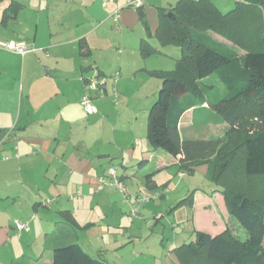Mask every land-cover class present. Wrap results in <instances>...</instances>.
<instances>
[{
    "label": "crops",
    "instance_id": "obj_1",
    "mask_svg": "<svg viewBox=\"0 0 264 264\" xmlns=\"http://www.w3.org/2000/svg\"><path fill=\"white\" fill-rule=\"evenodd\" d=\"M147 1L150 0H144L141 10L144 11ZM152 1L158 6H168L162 5L165 0ZM13 3L14 7L19 5L2 23L4 9ZM127 3L128 0H2L0 40L28 42L34 50L19 54L0 48V264H52L54 246L63 243L67 237L85 248L79 234L83 231L90 233L89 237L86 234L84 237L95 246L89 250L100 251L109 262H140L131 255L136 248L133 240L137 235L131 231L132 221L123 214L128 209L127 192L104 185L100 178L106 177L112 160L119 155L125 163H122L123 172L119 174L117 169L116 172L127 190L132 188V177L126 173L130 165L142 167L146 162L156 160L159 167L156 170L159 171L170 160L165 151L152 149L146 135V142L138 141L137 102L134 105L128 102L134 115L127 120L124 119L127 107L118 109L117 116L107 122H103L106 119L101 118L97 108L92 117L96 136L91 137L89 143L71 141L74 139L73 126L78 120L69 114L70 104L80 107L78 100L84 88V77L111 76L119 58L118 74L126 62L130 71L138 68L149 74L150 70L159 68L151 65L154 63L140 65L126 59L128 51L139 50L141 39L147 38L138 9L127 6ZM147 40L153 45L149 38ZM117 46L123 48L120 50ZM37 53L45 58H37ZM112 57H118V60L113 61ZM67 61L71 64L62 65L61 62ZM28 66H31L34 78L42 76V68L46 73L55 70L68 84L59 86L56 82L43 80V84L35 89L31 83L25 82ZM137 75L133 74V77ZM105 90V96L96 98L113 99L106 87ZM196 111H186L179 125L189 113L194 119ZM219 124L223 127L222 133L202 139L220 138L228 125L225 122ZM138 127L143 128V121ZM106 144L110 147L105 148ZM104 157L110 163L108 166L101 163ZM179 158L180 155L173 157L176 172H181ZM156 170L151 169L154 174ZM154 174L150 185L145 179L138 180L133 194L148 188L160 191L161 197L164 196L158 188L167 189L166 182L171 175L166 173L156 179ZM47 199L51 200L49 204H45ZM190 205L194 208L195 230L215 235L228 229V222L234 219L219 191L206 194L195 190ZM109 206H118L120 213L114 219L107 211ZM64 213L70 214L75 225H67ZM202 213L210 222L196 221ZM15 220L27 222L28 230H16ZM60 226L66 230L57 233ZM117 229L122 232H113ZM244 233L243 239L247 237L246 231ZM111 238L130 254L123 253L115 260L105 256L108 249L103 244ZM159 247L157 251L145 247L146 255L154 257L160 264H180L171 251L174 246ZM47 248L51 253L45 258Z\"/></svg>",
    "mask_w": 264,
    "mask_h": 264
},
{
    "label": "trees",
    "instance_id": "obj_2",
    "mask_svg": "<svg viewBox=\"0 0 264 264\" xmlns=\"http://www.w3.org/2000/svg\"><path fill=\"white\" fill-rule=\"evenodd\" d=\"M14 5L4 9L2 23L19 4ZM142 6L138 8L141 19ZM157 11L154 36L162 45L179 46L181 54L174 69L149 71L161 84L147 112L146 138L152 149L180 155L182 173L207 165L206 177L218 184L214 191L223 195L229 215L247 233L240 239L229 229L215 235L195 230L193 239L171 251L180 264H264V127H255L254 121L264 120V0H236L225 13L212 0H178ZM147 38L140 41L141 56L160 53ZM213 74L224 92L218 97L210 91L215 85L207 82ZM207 108L213 112L209 121L228 125L224 135L182 138L179 123L184 113ZM153 174H145L148 185ZM193 191L177 205L192 203ZM64 216L67 225L74 224L70 214ZM63 230L60 226L57 233ZM52 264L113 263L100 251L93 256L67 237L54 246Z\"/></svg>",
    "mask_w": 264,
    "mask_h": 264
},
{
    "label": "rangeland",
    "instance_id": "obj_3",
    "mask_svg": "<svg viewBox=\"0 0 264 264\" xmlns=\"http://www.w3.org/2000/svg\"><path fill=\"white\" fill-rule=\"evenodd\" d=\"M178 0H165L164 4L162 5H168L172 6L174 5ZM218 8L223 12H228L236 5V0H212ZM241 1V0H240ZM157 2H153L152 0L147 1L145 3L144 8V17L143 20L146 22L143 23V20L141 22V25L143 24L144 28H148V32L146 30V37L149 38L150 42L159 49L160 53H155L148 55L147 57H142L139 53V50L133 49V51L129 50L128 55L126 56V59L128 61H137V64L142 65L143 62L147 63H154L151 65H156L154 67H159L160 70H171L175 68L177 59H179L181 51L180 47L174 44H166L162 45L157 40V38L154 36L156 28L158 26V11L157 7H166V6H158L159 4H156ZM0 7H2V0H0ZM146 23V25H145ZM150 32L149 36L148 33ZM152 33V34H151ZM152 35V36H151ZM214 37L218 38V40L225 42L226 44H231L229 40L226 38L214 34ZM119 47V48H118ZM118 49H122V46H117ZM243 52V51H241ZM51 53V52H50ZM52 54V53H51ZM117 56V55H116ZM37 58H40L43 60V55L40 53L36 54ZM148 58L146 61L145 59ZM50 59V58H49ZM125 59V61H126ZM112 60H118V57H112ZM119 61L121 62V58H119ZM120 62L115 66L114 69L115 72L113 74H110L111 76H106V84L105 87L107 88V92H110L112 76L116 74V71L118 70V65H120ZM62 65H70L71 62H61ZM161 65V66H160ZM33 67H37L35 65H31ZM31 66H28L26 68L25 76V82L31 83L34 88L41 86L43 84V80H49L51 82H56L55 84H58L59 86L67 85V81L64 76L61 74H58V71L53 70V72L46 73L45 70L42 68V76L41 77H35V74H32L31 72ZM138 67V66H136ZM131 68L127 65L123 66L122 72H119L118 79L116 80V89L119 93V99L117 104L115 101L111 98L107 99H99L96 98L94 101V104L100 111V115L102 119H106L103 122H107L108 119H114L117 116L118 109L125 108V117L124 119L127 120L130 117H133V112L130 111L129 105H134L137 102V109H135L138 112V119L136 124V134L138 136L139 142H146V125H147V112L149 110V107L153 103V101L157 97L158 89L161 84V80L152 76L150 73H144L141 72L138 68H134L132 71H130ZM126 71V73L124 72ZM130 71V72H129ZM62 73V72H60ZM92 73V72H91ZM110 73V71H109ZM137 76L133 77V74H137ZM107 75L108 72H107ZM94 76V75H93ZM131 77H133L131 79ZM136 77V78H135ZM122 80V84L120 85V80ZM207 82L213 83L215 86L213 89L211 88L210 91L213 93V96L218 97L223 95V91L220 88L221 83L218 81L217 77L213 74L208 79ZM157 83V84H156ZM208 92L210 94L211 92ZM85 92V83L83 91L79 97L78 103L80 104V98ZM59 97L60 95L57 94ZM131 101V102H130ZM129 102V105H128ZM69 114L70 116L74 117L78 121L74 124V139L71 138L72 142L78 141V140H84L83 142L89 143L90 138L95 137L96 131L94 127H92V121H93V115H86L82 106L78 108V106L75 103L70 104L69 107ZM213 112L210 108L207 109H201L197 110L195 112V115L193 116L194 119H192V114H187L185 118H183L180 127V135L182 138H214L217 136V134H220L223 132V127L219 122H211L208 120L209 116L212 115ZM135 121V119H133ZM140 121H143V128L138 127L140 124ZM255 121V127H264V120H254ZM141 132V133H140ZM224 135V134H223ZM222 135V136H223ZM221 136V137H222ZM110 146L106 144L105 148H109ZM159 152H164L162 149H158ZM119 153V152H118ZM166 154V157L169 158L170 162L166 164L165 167L161 168L159 171L156 170L157 163L156 160L153 162H146L147 164L142 165V167L137 166L135 164L130 165L126 173L132 177V188H127V196L130 194L134 195L132 191L136 190V186L139 183L138 180H144L146 179L145 174L148 171L156 170L155 174L156 179L162 177L163 174L169 173L171 175L169 181H167V189L166 188H158L159 190L163 191L164 196H160L158 198L150 199L148 202H145L139 206L138 211L133 214L132 211L136 207V203L133 200H126L127 201V208L126 211L123 213L128 219V221H132L131 225V231L133 235H137V238H134V242L136 244L135 250L131 252V255L134 258H139L140 262L139 264H160V261H157L154 259V257H148L145 253V247H149L151 251H157L161 245H165L166 247L169 246H176L183 242H189L191 239L194 238V231H195V220L193 217L194 214V208L191 207L190 204H180L177 205V203L184 199L187 195H189L193 190H201L203 193L211 194L214 192V189L217 188V183L212 181L211 178L206 177V168L207 165L201 164L194 167V170L192 173H181L176 172L175 165L173 164V157L172 155ZM114 155V154H112ZM118 155V154H117ZM160 159V157L158 158ZM159 161V160H158ZM101 163L104 165L106 163V166H108L110 163L106 161V158L104 157L101 161ZM125 163V160L121 159V157L116 156L111 162V166L115 167L117 169V172L120 174L123 172V164ZM139 167V168H138ZM175 172V173H174ZM174 173V174H173ZM163 181V180H159ZM262 182L264 184V177L262 179ZM123 185V183L121 182ZM165 189V190H164ZM143 192L146 195H151L154 191L150 190L148 188H143ZM119 206H121L119 204ZM199 209V206L197 207ZM108 213H110V216L114 219L116 218L117 214L119 215V209L118 206H109V209H107ZM196 221H201L202 223H208L209 218L207 215L202 213L199 218L196 217ZM235 219H231L227 226L228 229L238 236L240 239H243L245 229L234 221ZM234 222V223H233ZM130 226V225H129ZM84 232V231H83ZM78 233L81 235V242L84 244V249L90 253L91 255L95 256L97 252L93 250H89V247H95L92 244H89L87 242L86 238L84 237L86 233ZM113 232H122V229L114 230ZM87 237L90 236V233L86 234ZM42 244V242H40ZM108 243V244H107ZM103 244V246L108 249L107 250V256L109 259H116L118 255H122L123 253L127 254L130 252H126V249H123V246L121 244H115L113 241V238H111L110 241H107ZM142 247V248H140ZM96 249V248H94ZM51 252L47 248L45 250V258L48 257V255ZM136 254V255H134ZM37 256V254H36Z\"/></svg>",
    "mask_w": 264,
    "mask_h": 264
},
{
    "label": "built area",
    "instance_id": "obj_4",
    "mask_svg": "<svg viewBox=\"0 0 264 264\" xmlns=\"http://www.w3.org/2000/svg\"><path fill=\"white\" fill-rule=\"evenodd\" d=\"M144 0H128L127 6H130L134 9H138L143 5ZM0 48L6 49L8 51L16 52L19 54H25L28 51L34 50L32 44L24 41H2L0 40ZM48 55V53L46 54ZM112 84L110 88V93L115 102L118 100V91L115 86V82L118 78V73L114 74L112 77ZM105 76H90L87 80H85V92L80 98V105L82 106L86 115H94L97 113V107L94 104V98L103 97L106 95L105 84H106ZM100 181L110 187V188H119L122 193H126L127 190L125 187L121 185V181L117 175L116 168L110 166L106 171V177H101ZM161 196L160 191H154L150 196L144 193H138L134 195L127 196L126 200H133L136 203V207L133 209L132 213L135 214L139 206L145 202H148L150 199L158 198ZM51 200H46L45 204H49ZM14 226L16 230H28L29 226L27 222L21 220H15Z\"/></svg>",
    "mask_w": 264,
    "mask_h": 264
}]
</instances>
